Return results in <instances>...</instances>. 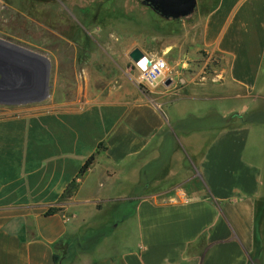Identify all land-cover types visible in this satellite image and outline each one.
Here are the masks:
<instances>
[{
    "label": "crops",
    "instance_id": "crops-1",
    "mask_svg": "<svg viewBox=\"0 0 264 264\" xmlns=\"http://www.w3.org/2000/svg\"><path fill=\"white\" fill-rule=\"evenodd\" d=\"M153 54L174 72L157 100L0 118V264H264V0H220Z\"/></svg>",
    "mask_w": 264,
    "mask_h": 264
},
{
    "label": "rangeland",
    "instance_id": "rangeland-1",
    "mask_svg": "<svg viewBox=\"0 0 264 264\" xmlns=\"http://www.w3.org/2000/svg\"><path fill=\"white\" fill-rule=\"evenodd\" d=\"M105 1L0 0V118L79 109L96 98L157 100L162 88L139 83L130 53L141 47L150 55L187 32L195 37L216 0H198L189 18L160 22L142 0H115L101 10L102 23L92 22V10ZM34 54L45 58L43 65ZM194 63L201 76L221 67L203 51Z\"/></svg>",
    "mask_w": 264,
    "mask_h": 264
},
{
    "label": "water",
    "instance_id": "water-1",
    "mask_svg": "<svg viewBox=\"0 0 264 264\" xmlns=\"http://www.w3.org/2000/svg\"><path fill=\"white\" fill-rule=\"evenodd\" d=\"M141 3L152 8L161 17L167 20H179L191 17L197 10L198 0H142ZM1 7V2H0ZM0 42H4L0 40ZM36 62L43 65L45 58L34 54ZM130 58L134 63H139L146 58V54L139 48H135L130 53ZM172 79L164 82L165 86H171Z\"/></svg>",
    "mask_w": 264,
    "mask_h": 264
},
{
    "label": "trees",
    "instance_id": "trees-1",
    "mask_svg": "<svg viewBox=\"0 0 264 264\" xmlns=\"http://www.w3.org/2000/svg\"><path fill=\"white\" fill-rule=\"evenodd\" d=\"M115 2V0H107V1H105V2H102V3H100V4H98L93 10H92V14H90L89 16L91 17V19H92V22H95V21H97V23H102V21H103V19L104 18H102L101 16H102V14H101V10H105V9H107L108 8V6H109V4L111 3V2ZM110 2V3H109ZM219 2H220V0H216L215 2H214V4L211 6V7H209V8H207V10H206V14H208V13H211L212 11H214L216 8H217V6H218V4H219ZM148 7V6H147ZM150 8V7H149ZM152 11V17H153V19L156 21V22H158L157 20H159V22L160 21H169V20H167V19H165V18H163V17H161L158 13H156L152 8H150ZM171 21H175V20H171ZM96 23V22H95ZM91 24V23H90ZM90 164H91V162L90 161H88V163L86 164V166H85V168H84V172L88 169V167L90 166ZM77 190V183H76V181H74L68 188H67V190L64 192V194L62 195V197H61V199H60V203L61 202H63V200H65V199H67V198H69V197H72L73 195H74V193H75V191ZM59 203H57L56 205H54L53 207H50L48 210H47V212L45 213V216L46 217H50V216H54L55 214H57V213H59V212H61V209L57 206ZM133 203H131V205H132ZM126 209H124V214L122 215V217H126V216H128V215H130V214H132V212H133V206H132V208L130 209L129 208V210L127 211H125ZM55 248L57 249V250H60L63 254L67 251V248H68V244L67 243H64V244H57L56 246H55ZM54 260H55V263L56 264H60V260H61V258L59 257V256H55L54 257Z\"/></svg>",
    "mask_w": 264,
    "mask_h": 264
},
{
    "label": "built area",
    "instance_id": "built-area-1",
    "mask_svg": "<svg viewBox=\"0 0 264 264\" xmlns=\"http://www.w3.org/2000/svg\"><path fill=\"white\" fill-rule=\"evenodd\" d=\"M143 63V68L139 65ZM134 67L140 72V82L142 85L156 88L161 81L174 78V72L164 58L153 55H146L139 63H134Z\"/></svg>",
    "mask_w": 264,
    "mask_h": 264
},
{
    "label": "clouds",
    "instance_id": "clouds-1",
    "mask_svg": "<svg viewBox=\"0 0 264 264\" xmlns=\"http://www.w3.org/2000/svg\"><path fill=\"white\" fill-rule=\"evenodd\" d=\"M143 66H144L143 63H141V64L139 65V67H141V68H143Z\"/></svg>",
    "mask_w": 264,
    "mask_h": 264
},
{
    "label": "flooded vegetation",
    "instance_id": "flooded-vegetation-1",
    "mask_svg": "<svg viewBox=\"0 0 264 264\" xmlns=\"http://www.w3.org/2000/svg\"><path fill=\"white\" fill-rule=\"evenodd\" d=\"M169 21H171V20H169Z\"/></svg>",
    "mask_w": 264,
    "mask_h": 264
}]
</instances>
